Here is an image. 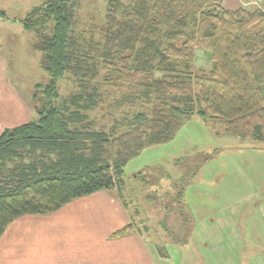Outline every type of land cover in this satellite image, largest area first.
<instances>
[{"label": "trees", "instance_id": "trees-1", "mask_svg": "<svg viewBox=\"0 0 264 264\" xmlns=\"http://www.w3.org/2000/svg\"><path fill=\"white\" fill-rule=\"evenodd\" d=\"M78 2L46 0L19 19L39 36L49 77L35 86L37 117L0 133V236L16 217L48 214L82 195L105 189L123 196L128 163L174 140L195 116L224 135L264 142V9L210 0H108L97 41L74 32ZM199 45L213 61L208 74L191 69ZM98 63L130 88L109 103V129L90 116L103 101L98 86L86 81ZM69 72L78 88L63 96L60 81ZM127 105L130 111L117 118ZM146 173L135 175L147 180ZM156 250L169 257L165 246Z\"/></svg>", "mask_w": 264, "mask_h": 264}, {"label": "rangeland", "instance_id": "rangeland-1", "mask_svg": "<svg viewBox=\"0 0 264 264\" xmlns=\"http://www.w3.org/2000/svg\"><path fill=\"white\" fill-rule=\"evenodd\" d=\"M45 1L0 0V54L12 82L26 95V120L37 117L35 86L49 76L43 69L39 36L25 29L19 18ZM210 1L226 7L224 0ZM240 1L241 6L264 9V0ZM107 2L79 0L72 15L74 32L100 41ZM89 53L97 55L93 48ZM88 60L91 68L93 58ZM212 63L209 51L199 45L192 71L208 74ZM96 66V76L86 81L98 86L103 101L90 116L109 129L114 123L109 103L130 88L116 73ZM60 85L63 96L71 94L78 88L76 76L67 73ZM129 108L123 106L114 114L121 118ZM123 130L124 125L119 131ZM141 171L147 172V180L136 178ZM125 178L122 193L131 199L133 228L155 250L158 245L166 247L169 257L156 253L161 264H264V142L224 135L221 128L212 130L195 116L174 140L150 146L132 159Z\"/></svg>", "mask_w": 264, "mask_h": 264}, {"label": "crops", "instance_id": "crops-1", "mask_svg": "<svg viewBox=\"0 0 264 264\" xmlns=\"http://www.w3.org/2000/svg\"><path fill=\"white\" fill-rule=\"evenodd\" d=\"M224 2L232 9L242 4ZM27 111L26 95L12 82L0 54V133L28 121ZM132 208L131 199L102 189L48 214L18 216L0 236V264H161L153 244L133 227L116 235L134 220Z\"/></svg>", "mask_w": 264, "mask_h": 264}]
</instances>
